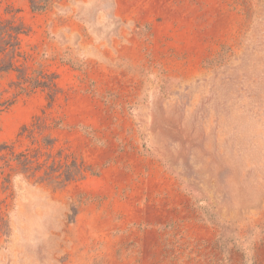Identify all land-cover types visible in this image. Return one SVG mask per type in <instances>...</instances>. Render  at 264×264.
Returning a JSON list of instances; mask_svg holds the SVG:
<instances>
[{
	"label": "rangeland",
	"instance_id": "rangeland-1",
	"mask_svg": "<svg viewBox=\"0 0 264 264\" xmlns=\"http://www.w3.org/2000/svg\"><path fill=\"white\" fill-rule=\"evenodd\" d=\"M0 19L24 27L0 154L39 118L55 158L95 172L0 168V264H264V0H0ZM41 72L51 98L18 87Z\"/></svg>",
	"mask_w": 264,
	"mask_h": 264
},
{
	"label": "trees",
	"instance_id": "trees-1",
	"mask_svg": "<svg viewBox=\"0 0 264 264\" xmlns=\"http://www.w3.org/2000/svg\"><path fill=\"white\" fill-rule=\"evenodd\" d=\"M48 1L30 0V6L34 11H42L46 8ZM23 33L24 27L14 20L3 21L0 19V74L10 70H20L16 62L18 58L22 57L20 35ZM40 75L45 81L40 82L25 76V74H19L18 79L20 81L18 83L20 86L18 87L20 90H25V83L32 89L43 86L49 90V97L51 98L50 92H52L55 84L49 79L48 75L42 72ZM5 106V102L1 101L0 92V111L6 108ZM40 128L39 118H36L29 127L25 126L23 128V132H27L30 145H32L24 150L16 152L6 144L1 147V149H8L6 154H0V160L2 161L0 168L8 169L3 178L6 185L10 182L13 173L25 174L37 180H48L56 186H63L70 181L81 180L88 173L95 174L94 170H91L81 159L71 154H63L62 150L57 152L58 159L55 158L50 152L54 147L55 140L49 134L38 140L35 134Z\"/></svg>",
	"mask_w": 264,
	"mask_h": 264
},
{
	"label": "crops",
	"instance_id": "crops-1",
	"mask_svg": "<svg viewBox=\"0 0 264 264\" xmlns=\"http://www.w3.org/2000/svg\"><path fill=\"white\" fill-rule=\"evenodd\" d=\"M152 164L157 167L156 164H154V163H152ZM157 174H160V173H158V170L156 168H155V171H154V169L150 168L149 183L151 184V186H156V185L159 186L160 185V180L157 177ZM167 185H168L167 190L164 194L166 199H165L164 203H161L160 207H165L166 210H172V206H174L176 208L181 207L182 206L181 202H179L178 200H173L174 195L181 196V193L170 182H168ZM160 207H159V210L161 209ZM153 216H154V214H153Z\"/></svg>",
	"mask_w": 264,
	"mask_h": 264
}]
</instances>
